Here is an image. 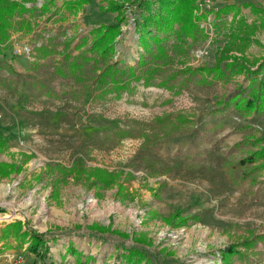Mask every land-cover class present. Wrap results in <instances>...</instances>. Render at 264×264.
I'll list each match as a JSON object with an SVG mask.
<instances>
[{
	"label": "rangeland",
	"instance_id": "rangeland-1",
	"mask_svg": "<svg viewBox=\"0 0 264 264\" xmlns=\"http://www.w3.org/2000/svg\"><path fill=\"white\" fill-rule=\"evenodd\" d=\"M93 2L99 0H90ZM100 2L104 3L100 7L102 13H112L103 10L108 6L105 0ZM43 3L40 0L37 8L41 9ZM120 3L125 17L122 30L129 33L123 41L129 42L136 55L130 61H138L139 35L126 8H132L137 15L138 0H121ZM243 3L264 8L262 0H204L200 3V13H209L208 19L200 23L208 38L198 43L188 40L191 46L188 65L197 68L216 63L219 49L229 35L233 15L225 16L223 21L216 20L215 10ZM62 5L63 0H56L57 8ZM54 9L52 7L51 12ZM78 13L70 14L63 9L59 15L82 17ZM242 13L248 24L260 23L249 8L243 7ZM36 15L25 17L31 19L33 33L13 34H23L16 38L14 55L23 53L30 68L22 74L12 70L15 80L9 83L0 78V122L5 124L11 139L10 149L0 153V164H15L21 168L7 178L0 174V231L6 224L19 220L26 227L47 233L51 253L58 264H62L61 259L65 260L63 255L68 254L66 250L73 239L85 246L89 239L100 243L98 252L92 246L99 255L98 264H128L124 256L134 247L148 252L150 262L143 264H222L221 249L244 240L249 232L264 234V191L256 188L249 192L247 186L236 188L225 171L227 161L238 160L254 149L232 150L236 143L246 139L264 142V115L242 117L231 109L221 116L208 115L203 120L197 117L215 109L218 100L234 93L239 86L247 89L249 81L245 74L217 81L211 87L191 85L169 106L163 104L171 98L168 91L144 88L141 84L134 96L125 94L121 100L95 103L92 93H84L74 79L65 80L56 75L55 69L62 65V57L54 60L50 57L53 55L45 58L36 55L35 48L47 45L50 33L47 30L45 39L41 35L36 40L30 35L37 29L42 31L51 14ZM71 37L76 38L75 46L80 37ZM245 54L252 63L264 57V29L255 34ZM179 64L173 67H181ZM98 73L93 63L85 66L87 87ZM34 83L44 86L43 93L58 94L59 99L43 95L39 87L34 88ZM75 90L79 93H72ZM249 92L247 89L245 95ZM172 112L194 113L197 124L158 140V149L151 144L143 145L142 139L118 142L105 137V132L127 126L129 120L149 124L156 116ZM219 123L226 124L224 130H215ZM76 161L87 169L101 167L125 172L124 176L129 173V182L123 184L128 194L120 196L118 186L102 189L84 180L75 181L73 175L64 178L58 169L70 168ZM177 211L185 218L199 216L200 221L191 220L185 226L166 223L165 218ZM93 225L110 227V230H94ZM10 247L16 251L5 252L0 243V264L6 263L4 260L9 259V254L25 255L23 264L51 263L52 257L42 261L28 256L15 241ZM255 251L258 256L251 257L252 262L264 264V245L259 244ZM70 256L65 264L76 263ZM84 257L83 262H86L88 257ZM93 263L94 260L90 262Z\"/></svg>",
	"mask_w": 264,
	"mask_h": 264
},
{
	"label": "trees",
	"instance_id": "trees-1",
	"mask_svg": "<svg viewBox=\"0 0 264 264\" xmlns=\"http://www.w3.org/2000/svg\"><path fill=\"white\" fill-rule=\"evenodd\" d=\"M39 1L0 0V54L6 50L14 33L34 32L33 23L31 19L25 18L26 15L36 17V14L50 13V18L60 17L59 13H63V9L76 15L90 3V0H63L62 8H57L56 0H43L41 9H38L36 4ZM105 1L108 6L103 10L118 14L114 23L93 28L89 35L80 37L75 46L73 43L76 38H69L66 35L63 41L59 42L57 38H52L47 45L35 48V53L40 58L60 54L63 62L61 66L56 67V75L65 80L74 79L77 85L82 86L84 93H92L93 102L121 100L125 94L134 96L138 92V84H141L144 88L155 87L168 91L171 98L165 100L163 104L169 106L191 85L211 87L217 81H228L231 77L245 74L249 81L248 95H245L247 89L239 86L237 91L218 100L215 109L197 117L203 120L208 115L221 116L231 109L242 117L264 115V57L252 63L245 54L255 34L264 29L263 7L253 3H243L242 6L231 4L215 10L216 20L223 21L227 18L225 16L233 15L229 35L224 46L219 49V57L213 66L195 68L188 65L187 60L191 54L188 40L198 43L208 38L205 29L200 25L201 21L209 17V13H200V3L204 0H138L139 13L135 20V30L139 35L138 44L141 52L135 65H124L120 60H115L116 46L123 33L122 25L125 22L124 6L121 5V0ZM262 1L264 3V0ZM29 4H32V7H28ZM52 7L55 9L51 12ZM243 7L249 8L251 15L259 18L260 23L253 21L248 24L246 16L242 13ZM87 46L89 47L85 49ZM76 51L78 53L74 55ZM91 63L99 73L93 78L92 85L87 87L89 79L85 77L84 68ZM176 63H180L181 67L174 68ZM100 64L103 65L100 67ZM33 86L39 87L41 93L44 92L45 88L40 83H34ZM72 93L79 92L75 90ZM43 95L59 99L56 93L46 92ZM196 124L194 113L172 112L156 116L149 124L136 119L129 120L127 126L105 132V137L118 142L125 139H142L143 145L151 144L152 148L158 149L156 145L158 140L168 138ZM225 127L226 124L219 123L215 126V130L222 131ZM247 147L254 149L238 160L227 161L225 171L236 188L242 189L247 186L249 192L256 188L264 191V142L262 139L253 141L246 139L236 143L232 150L242 151ZM8 149H10V137L0 132V153ZM20 170L21 168L15 164H0V174L4 178ZM58 170L64 178L73 175L75 181L84 180L102 189L118 186L120 196L128 194L123 184L129 182V177L131 178L129 173L124 176L125 172H113L101 167L87 169L80 161L74 162L70 168ZM236 173H240V176L237 177ZM191 220L197 222L200 221V217L185 218L181 216L180 211H177L169 218H165L166 223L177 226H185ZM92 228L101 232L110 230V227L99 225H93ZM46 236L47 233L26 227L22 221L17 220L1 229L0 243L3 242V247L11 248L9 243L15 241L21 248L26 246L30 255L46 261L51 252ZM259 244L264 245V234L249 232V236L244 240L220 250L222 264H254L251 257L258 256L255 249ZM67 253L76 259L75 264H90L93 260L88 257L86 262H83V253L72 245L68 246ZM124 257L128 264L150 262L148 252L136 247L129 249Z\"/></svg>",
	"mask_w": 264,
	"mask_h": 264
},
{
	"label": "crops",
	"instance_id": "crops-1",
	"mask_svg": "<svg viewBox=\"0 0 264 264\" xmlns=\"http://www.w3.org/2000/svg\"><path fill=\"white\" fill-rule=\"evenodd\" d=\"M100 1L101 0H99V2H93V3H90L89 5L85 6L82 9V11L80 13H78V15L79 16L82 15V17H78V16L77 17H75V16L51 17V18L49 17L50 19L46 20L45 28L42 31H37L38 30L37 29L36 33L31 34L30 37L34 36L32 38H34L36 40L38 38L37 36L42 35V37L45 39L44 35H45V32L47 30L50 33L49 38H51V39L59 37V39L64 40L66 35L68 37H71V36L82 37V36L89 35L90 31L93 28H96L102 24L114 23L116 21L117 14L102 13L100 11V7L103 6L104 3L100 2ZM130 33H132V31H130ZM128 34H126L123 31L121 37L119 38V41H118L117 46H116L117 47V55H118L117 60H120L121 63L124 65H129V64L135 65L137 60L132 62V61H130V59H132V58L135 59L136 55L132 51V48L129 46V42L123 41L125 39V37L128 36ZM63 35H65V36L63 37ZM22 36H23L22 33H18L17 35H14L12 37V40H11L9 46L7 47V50H5L3 52V55L0 56V76H1L0 78L6 80V83H9L10 80H15L14 76L12 75V70L15 73L22 74L21 72L25 71L27 67L30 68L28 66V65H30V63L28 62L27 58L23 55V53L14 55V53H15L14 52V49H15L14 45H15V43H17L16 38H19V37L21 38ZM43 38H40V39H43ZM49 38H47L46 43H47ZM59 39L57 41H59ZM119 42H124V44L123 45L119 44ZM138 50H141V48L138 47ZM50 57H53L54 60H56V59L58 60L57 57L61 58L60 55H53ZM38 61L39 62L41 61V63L44 62L40 59ZM57 64L58 63H55V65H57ZM6 66L10 67V69ZM2 71L5 72V74H2L1 73ZM26 73H28V72L26 71ZM10 75L13 77H9ZM0 132H2L5 136L8 135L6 132L5 124L1 123V122H0ZM10 144H11V139H10ZM46 238H49V236L47 235ZM87 242H88L87 246L83 245L82 242L79 245L78 241L73 239L72 240V246L75 247L79 252L83 253V255L85 257H89V256L92 257L94 260L93 264H98V262H99L98 256L99 255H97V252L100 249H97V247L100 245V243H96L95 239H89ZM1 243L3 244V242H1ZM9 244L11 245L12 242H10ZM69 245H71V244H69ZM49 246H50V241H49ZM92 246L94 247L95 250H97V252L92 250ZM2 249L5 250V252H8V251L15 252L16 251V250H14L13 247H11V248L3 247ZM21 251H24L25 254H28V256H33L27 252L26 246ZM50 251L52 252L51 246H50ZM5 252H2V254H5ZM51 252L49 254V259H50V257H52L50 262H54V264H58L55 257L53 256V254ZM66 252H67V250H66ZM12 256H14V254L8 255L9 259L7 261L4 260L6 262L5 264H9L11 262ZM63 256H66L65 260L61 259L60 261L62 264H65L66 261L68 260L69 256H70V254L63 255ZM70 257L73 259L72 256H70ZM85 257H84V259H85ZM69 264H75V263H72V261H71Z\"/></svg>",
	"mask_w": 264,
	"mask_h": 264
},
{
	"label": "built area",
	"instance_id": "built-area-1",
	"mask_svg": "<svg viewBox=\"0 0 264 264\" xmlns=\"http://www.w3.org/2000/svg\"><path fill=\"white\" fill-rule=\"evenodd\" d=\"M127 9H129L130 13H131V20L132 22L135 23L136 17L137 15L135 14V11H133L132 8L126 7ZM26 50H29L28 48H26ZM20 51H17V53ZM15 256V255H14ZM12 257L11 262L9 264H23L24 260H25V255L23 254H17L15 257Z\"/></svg>",
	"mask_w": 264,
	"mask_h": 264
}]
</instances>
